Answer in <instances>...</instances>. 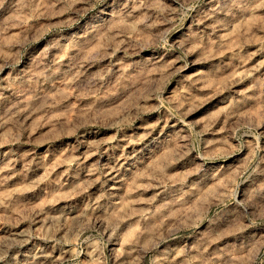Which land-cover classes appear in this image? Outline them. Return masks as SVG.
I'll return each instance as SVG.
<instances>
[{
  "label": "rangeland",
  "instance_id": "obj_1",
  "mask_svg": "<svg viewBox=\"0 0 264 264\" xmlns=\"http://www.w3.org/2000/svg\"><path fill=\"white\" fill-rule=\"evenodd\" d=\"M0 264H264V0H0Z\"/></svg>",
  "mask_w": 264,
  "mask_h": 264
}]
</instances>
